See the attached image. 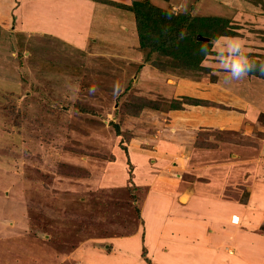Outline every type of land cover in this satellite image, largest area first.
<instances>
[{
    "label": "rangeland",
    "instance_id": "obj_1",
    "mask_svg": "<svg viewBox=\"0 0 264 264\" xmlns=\"http://www.w3.org/2000/svg\"><path fill=\"white\" fill-rule=\"evenodd\" d=\"M35 1L0 0V264H75L69 254L83 244L105 253L104 264L156 263L158 251L150 246L124 254L110 242L144 230L141 211L147 200L152 203L160 194L162 203L166 199L162 196L170 195L179 205L183 201L179 190L188 191L194 185L197 189L206 178L196 172L206 162L205 150L218 154L220 144L229 145L226 156L232 185L224 200L247 207V186L256 177L251 169L258 164L262 173L257 180L264 184V156L259 150L264 136V78L249 73L245 85L232 90L231 95L244 94L263 106L255 123L239 130L203 131L186 124L175 132L168 125L174 118L168 114L174 98L196 95L169 94L167 88L176 83L193 87L183 80L216 79L222 71L215 58L216 38L240 36L250 60L262 58L263 0L230 2L227 8L217 5L207 15L197 13L200 2L151 3L175 17V23L173 17L168 23L169 32L178 28L184 16L193 18L184 27L186 41L177 38L187 47H182L185 53L180 57L133 45L137 30L126 31L131 22L125 17L133 12L119 5L95 0L99 2L91 3L98 7L91 14L86 10L87 18L81 5L73 2H67L69 9H65ZM185 6L187 11H183ZM113 7L123 9L118 10L122 14H116ZM110 21L122 25L116 36L108 32L116 30L109 27ZM84 28L85 39H81ZM201 31L206 35L197 33ZM204 44L208 55L200 51ZM197 58L199 64L194 63ZM211 88L201 91L211 94ZM220 89L214 87L213 94L222 95ZM134 96L156 105L134 115ZM183 107L176 119L194 117L187 112L191 107ZM169 141L179 146L164 149ZM131 147L147 155L145 165L151 177L145 174V165L131 160ZM238 147L246 152L241 157L233 149ZM211 157L215 160L216 154ZM194 161L200 162L193 165ZM107 176L115 179L106 182L102 177ZM236 183L239 189L233 187ZM244 229L245 240L262 246L259 255L245 254L246 264H264V216L257 228L246 223ZM152 238L156 241L158 236ZM248 250L252 251L250 245Z\"/></svg>",
    "mask_w": 264,
    "mask_h": 264
},
{
    "label": "crops",
    "instance_id": "obj_2",
    "mask_svg": "<svg viewBox=\"0 0 264 264\" xmlns=\"http://www.w3.org/2000/svg\"><path fill=\"white\" fill-rule=\"evenodd\" d=\"M134 1L142 0H113V2H122V4L125 5H130L129 2ZM148 1L154 4L156 2H165V4L166 2H200V7L199 10H197V13L204 11L206 15L208 13H212L214 7L217 5L222 8H227V5H229L228 3L230 2H260V0ZM35 2H51L54 5L59 4L60 7L64 5L65 9L67 7L69 9V4L67 2H73L74 5L75 3L81 5L80 11L84 13V17H87V14L85 13L86 10L88 11L98 7H94V3L91 2L99 1L37 0ZM57 7L59 6L57 5ZM98 9L101 11L103 10L102 6H100ZM113 9H115L116 14H122L119 13L118 10L121 11L123 9L118 7H113ZM125 11L129 12L127 10ZM91 12L92 10L89 11V14H91ZM94 15L96 14L94 13ZM67 16L71 17V13L67 12ZM125 17H127L131 22V26L127 27L129 29L125 27L127 29L126 31L135 32L136 26L134 21L135 18H133L134 15L131 13V15L127 14ZM107 23L109 24V27L116 29L109 30L108 32L116 36L115 33H117V28L122 27V25L120 23L116 24L117 22L113 21ZM132 25L135 27L133 28ZM85 30V28L82 29V33L79 34L81 39H85ZM133 45H136V47L138 46V40L136 37H133ZM144 69H148L146 65ZM217 74L218 75L216 79L213 81L208 80V78L202 79L201 82L183 80L187 83L186 86L192 85L193 87L191 88H187L180 84L177 85V83L175 84L176 86L174 85L175 88L174 86H169L167 88L171 92L169 94H176L178 91L187 94L192 93L193 95H196L194 96L195 98L204 101V103L184 104L185 106H188V108H192L187 112H192L194 114V117L185 115V119H187L186 121H184L182 117L181 118L183 120L176 119L178 113L185 109V107L181 109L169 110L168 114L174 116L171 123L168 124L170 129L174 127V131L176 132L180 130L183 125L189 124L194 129H200L203 131L212 129L214 130L216 128L219 130H239L242 125L247 124L246 127H249L251 124L255 123L259 114L263 110L262 103L259 105L260 102H257L253 99L249 100V98L247 99L244 94L238 93L234 96L231 95L234 88L245 85V78L247 76L240 80H232L226 79L228 75L222 71L217 72ZM197 86H200V89L195 90L194 88ZM205 86L207 88L213 87L211 88V94L201 91ZM218 86L221 88L220 94L222 95L213 94V92L217 91L213 90L214 87ZM214 101L220 104L215 105ZM229 104L234 106H229ZM185 129L192 130V128ZM169 136L170 134H168V137ZM168 144V147L164 146V149L175 148L179 146L176 143L173 145L170 141ZM220 146L222 147L219 151L222 152L218 154L212 150H205L204 155H206V158H204L206 162H203V165H198L196 172L199 175H203V177L205 175L206 178L202 179L201 182L199 181L201 185L198 186L197 189H195L196 185H194V190L188 189V191L184 192H180L179 190L180 193L178 192L177 194H179V199L182 197L183 200L179 203V205L174 204L173 200L170 198V195H163L162 197H165L166 199L161 203L158 197L160 194H157L158 196L152 203L150 199L143 203V210L141 212L143 216L144 230L141 228L131 235L129 234L124 237L116 238L110 243L117 245V249L124 252V254H126L127 251L130 254L131 250L135 249V247L139 250H143V247L144 250H148L147 248L150 246L151 248L156 249L159 254V260L156 263L155 261H152V264H246L247 260L245 259V254H248V251L249 253L255 252L259 255L262 252V246L258 243H254L252 240H245L244 237H246V235L244 232H246V230L244 228H246V223L254 228H257L258 225L263 222L264 184L257 180L259 179L258 176L262 173V166L258 164L257 167L251 169L253 170V174L256 177L254 178L252 176L254 179L250 181V187L247 186L250 192L247 207L237 203L235 200H231L230 202L228 199L224 200L225 192L229 191V188L232 185L229 181V157L226 156V154L229 152V145L220 144ZM233 149L236 150L235 153L237 157H241L240 154L246 153L241 147ZM194 150L195 147L192 151L194 152ZM259 150L260 154L264 156V136L261 138V148H259ZM196 153L203 152L196 151ZM214 153L216 154V157L215 160H212L213 157L211 156H213ZM129 156L133 162H137L139 165H145V161H147V155L142 152H137L136 148L134 147L129 148ZM181 159L182 156L179 160ZM116 160L119 159L117 158ZM239 160L240 158H237L236 163H239ZM247 160L249 161V159L243 161L247 162ZM198 162L200 161H194L193 165H197ZM144 167L146 168L144 170L145 174H149L151 177L152 173L149 172L148 167L146 165ZM117 178L118 177H116V179ZM102 179L106 182H109L115 178H110L107 176L106 178L102 177ZM233 187L239 189L237 183L236 185L233 184ZM212 205H214V207H212ZM221 215L224 218H221ZM231 218L235 219L233 220ZM154 234L158 236L156 241H154L152 238ZM151 240L154 241L155 244L152 243ZM87 245L88 244L78 245L77 248L70 252L69 256L74 259L75 264H104L105 261L102 259L104 258L105 253H102L101 251L99 252V250L95 249L94 246L92 247V245H90V247H86ZM248 245L252 247V251L248 250ZM156 246H158V248ZM82 249H84L82 251L83 254H80ZM136 254L138 255V252ZM257 254H255L254 257L257 258ZM161 257H163V259ZM256 258H254V260ZM129 260L130 258L127 259V261ZM250 261L252 260H249V262ZM259 262L260 261H258V264ZM254 264H256V262H254Z\"/></svg>",
    "mask_w": 264,
    "mask_h": 264
},
{
    "label": "trees",
    "instance_id": "obj_3",
    "mask_svg": "<svg viewBox=\"0 0 264 264\" xmlns=\"http://www.w3.org/2000/svg\"><path fill=\"white\" fill-rule=\"evenodd\" d=\"M100 1L113 3L115 5H119L120 7L125 8L126 10L133 12L135 16V21H136V30H137V36H138L137 40L139 43V47L141 49L147 48L150 52L158 51L164 55H166L167 53H170L171 55L176 56V57H180L179 55H182L181 52L185 53L183 49L187 48V47H184L186 43L184 41L177 42V38L179 37L180 32L182 30L184 31V27L187 28L186 25H188V23L191 22L189 21V19L193 20V18L192 17L190 18L189 15L184 16L182 20L178 21V25H179L178 28L174 29L172 27V29L170 28L172 31L169 32L168 23H170V18L173 16L168 17L165 14L166 12H164L160 8L155 7L148 0L134 1L130 5L116 3L110 0H100ZM173 18H174V23H175L176 19L175 17ZM219 21L225 22V19L221 18L219 19ZM219 24H222V23H219ZM171 32L174 33L172 37H171ZM197 33L206 35V33H203L202 31L197 32ZM212 36H216V35L213 34ZM184 40L186 41V38H184ZM196 43H198V41H196ZM187 52H190V54L192 55V52L190 50ZM193 56H197V55L195 54ZM251 61L256 65V67L250 72V74L264 78V70H262V66H264V55L260 59H257L254 57V59H252ZM194 63L199 64L200 59L199 58L194 59ZM192 64L193 63L189 62L190 66ZM178 100H182V101L177 102ZM174 101L175 102L171 104L170 109H181L183 108L184 104L204 103V101L201 99L191 98L189 96H181L178 99L174 98ZM132 102L135 107V111H133L134 115L140 114V112L143 110L144 107H153L156 105L150 100L146 98H141L138 96H134L132 98ZM116 129H118V127ZM143 250H144V247H143ZM143 254L145 253L143 252ZM146 260L148 261L147 258Z\"/></svg>",
    "mask_w": 264,
    "mask_h": 264
},
{
    "label": "clouds",
    "instance_id": "obj_4",
    "mask_svg": "<svg viewBox=\"0 0 264 264\" xmlns=\"http://www.w3.org/2000/svg\"><path fill=\"white\" fill-rule=\"evenodd\" d=\"M183 11H187L186 6ZM170 14H178V11ZM185 35L186 32L182 30L179 38L183 39ZM214 46L216 62L219 69L228 74L226 79L240 80L245 78L256 67L249 58V49L245 39L242 37L216 38ZM200 51L208 55V45H202ZM262 70H264V66H262Z\"/></svg>",
    "mask_w": 264,
    "mask_h": 264
}]
</instances>
